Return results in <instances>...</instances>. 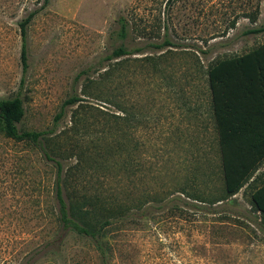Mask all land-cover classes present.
<instances>
[{"label": "rangeland", "instance_id": "obj_1", "mask_svg": "<svg viewBox=\"0 0 264 264\" xmlns=\"http://www.w3.org/2000/svg\"><path fill=\"white\" fill-rule=\"evenodd\" d=\"M43 4L0 0V98L23 100L21 130L55 131L50 147L71 174L76 153L90 157L83 167L95 169L79 172V192L120 196L129 206L167 203L109 230L112 264H264V221L250 205L264 181V162L254 186L243 188L234 205L220 207L235 214L230 222L182 202L168 204L176 196L188 200L176 192L183 187L213 197L222 191L207 73L217 62L264 44V33L245 34L264 26V0ZM35 11L27 26L24 73L20 23ZM121 19L128 24L126 39L119 36ZM166 35L174 47L149 46ZM119 47L146 50L108 61ZM73 96L82 105L66 107L56 120ZM55 178L56 167L34 146L0 132V264H20L59 233ZM35 264L100 260L89 240L70 233L57 253Z\"/></svg>", "mask_w": 264, "mask_h": 264}, {"label": "trees", "instance_id": "obj_2", "mask_svg": "<svg viewBox=\"0 0 264 264\" xmlns=\"http://www.w3.org/2000/svg\"><path fill=\"white\" fill-rule=\"evenodd\" d=\"M49 3L50 0H44L42 8ZM36 14L37 11L30 13L20 23L21 62L24 73L28 69L27 26ZM120 29L119 36L126 39L128 24L125 20L121 19ZM262 33H264V26L251 28L245 32L246 35ZM149 46L156 48L155 50H162L166 47H174V43L166 35L162 43H151ZM144 50L146 49L128 50L119 47L107 60L140 54ZM207 76L221 156L220 170L224 183L222 191L213 197L209 195L210 193L192 191L183 187L176 192L188 200L176 196L168 204L173 202L172 206L177 207L179 206L177 204L182 202L191 210H197L205 215H224L223 217L229 221L235 219V214L220 210V207L225 203L234 205L237 202V194L243 188L256 183L260 177L255 179L253 177L264 162V44L242 56L217 62L208 70ZM23 83L22 80V85ZM83 101L77 96L65 101L63 110L56 120L63 118L66 107L81 106L80 103ZM24 117L25 108L20 96L12 99L0 98L1 134L12 141L31 144L47 162L56 167L54 198L57 203V212L55 215L60 231L58 233L57 230L51 240L30 252L20 264H35L39 257L57 253L58 243H62L65 236L70 233L87 239L94 245L100 264H112V247L106 241L109 230L115 226L127 224L140 216H147L148 213H153V210L164 208L167 203L156 199L145 204L137 203L129 206L120 196L111 197L79 192L78 189H82L83 185L79 172L83 171V168L95 169L92 165L83 167L85 163L90 164V157L86 155L87 159H85L83 152L76 153L74 156L77 163L72 166L71 169L74 172L71 174L50 147L55 131L21 130L19 124ZM74 123L77 126V122ZM250 205L254 212L260 215V222H263L264 181L252 193Z\"/></svg>", "mask_w": 264, "mask_h": 264}, {"label": "crops", "instance_id": "obj_3", "mask_svg": "<svg viewBox=\"0 0 264 264\" xmlns=\"http://www.w3.org/2000/svg\"><path fill=\"white\" fill-rule=\"evenodd\" d=\"M260 170V169H259Z\"/></svg>", "mask_w": 264, "mask_h": 264}]
</instances>
